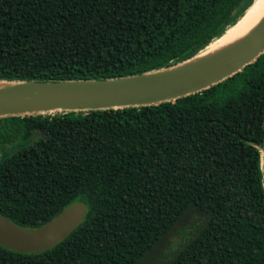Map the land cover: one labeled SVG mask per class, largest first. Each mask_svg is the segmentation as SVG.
I'll list each match as a JSON object with an SVG mask.
<instances>
[{"label":"trees","instance_id":"1","mask_svg":"<svg viewBox=\"0 0 264 264\" xmlns=\"http://www.w3.org/2000/svg\"><path fill=\"white\" fill-rule=\"evenodd\" d=\"M254 1L0 0V82L169 68ZM263 148L264 53L175 101L0 118V214L36 229L87 208L53 248L0 246V264H137L188 210L202 222L166 264H264Z\"/></svg>","mask_w":264,"mask_h":264},{"label":"water","instance_id":"2","mask_svg":"<svg viewBox=\"0 0 264 264\" xmlns=\"http://www.w3.org/2000/svg\"><path fill=\"white\" fill-rule=\"evenodd\" d=\"M206 48L169 68L127 77L0 82V118L151 106L201 92L264 53V15L238 42L201 56ZM262 161L264 172V157ZM86 214V206L74 202L36 229L22 228L0 214V246L26 254L47 251L81 225Z\"/></svg>","mask_w":264,"mask_h":264},{"label":"rangeland","instance_id":"3","mask_svg":"<svg viewBox=\"0 0 264 264\" xmlns=\"http://www.w3.org/2000/svg\"><path fill=\"white\" fill-rule=\"evenodd\" d=\"M240 85V84H239ZM202 215L197 210H188L168 231L156 247L148 252L137 264H166L177 254L178 250L193 236L192 226L196 227L202 222Z\"/></svg>","mask_w":264,"mask_h":264},{"label":"bare ground","instance_id":"4","mask_svg":"<svg viewBox=\"0 0 264 264\" xmlns=\"http://www.w3.org/2000/svg\"><path fill=\"white\" fill-rule=\"evenodd\" d=\"M264 15V0H255L243 17L219 38L207 46L201 56L214 54L241 40Z\"/></svg>","mask_w":264,"mask_h":264}]
</instances>
